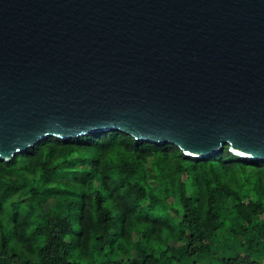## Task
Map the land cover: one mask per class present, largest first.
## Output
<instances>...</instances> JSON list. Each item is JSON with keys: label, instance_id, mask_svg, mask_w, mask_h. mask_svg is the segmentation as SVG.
Here are the masks:
<instances>
[{"label": "water", "instance_id": "water-1", "mask_svg": "<svg viewBox=\"0 0 264 264\" xmlns=\"http://www.w3.org/2000/svg\"><path fill=\"white\" fill-rule=\"evenodd\" d=\"M111 130L264 162V0H0V158Z\"/></svg>", "mask_w": 264, "mask_h": 264}, {"label": "trees", "instance_id": "trees-1", "mask_svg": "<svg viewBox=\"0 0 264 264\" xmlns=\"http://www.w3.org/2000/svg\"><path fill=\"white\" fill-rule=\"evenodd\" d=\"M0 264H264V162L46 137L0 158Z\"/></svg>", "mask_w": 264, "mask_h": 264}]
</instances>
